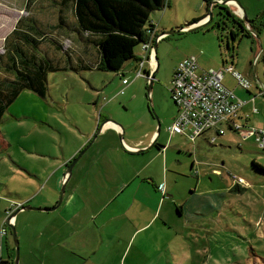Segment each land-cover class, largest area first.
Wrapping results in <instances>:
<instances>
[{"label":"rangeland","instance_id":"1","mask_svg":"<svg viewBox=\"0 0 264 264\" xmlns=\"http://www.w3.org/2000/svg\"><path fill=\"white\" fill-rule=\"evenodd\" d=\"M239 1L249 17L256 16L264 9V0ZM227 7L241 18L235 6L230 4ZM163 9L152 12L150 18L158 22V16L161 17L166 10L170 11L168 17L178 24L167 31H180L166 35L169 38L158 43L159 66L156 67L158 69L149 96V79L134 77L132 69L136 60L131 59L118 73L97 67L82 71L81 74L72 70L49 71L45 97L25 89L10 104L0 121V136H5L9 142L5 145L0 141V205L4 208L7 204L9 208L13 203H24L19 202L21 196L18 194L29 191L30 187L26 184L29 177L20 166L41 170L44 164L54 163L53 155L62 157V140L70 139L80 130L91 127L96 120L101 119V123L107 119L114 120L126 128L128 134L136 135L152 131L156 123L154 134L164 138V145H171L168 148L166 173L161 156L155 157L157 145L144 153L132 152L124 156L118 131L120 145L112 157L117 164L141 165L149 162L154 176L156 174L158 180L166 182L168 193L173 195L166 197L171 206L170 214L164 217L166 221L162 212L159 218L156 219L157 215L146 227L134 225L117 235L114 226L119 220L107 217L115 211L116 202L106 204L99 214L100 220L107 217L99 233L103 242L99 245L97 255L87 264H264V173L258 172L253 165V160L264 165V148L258 141V133L248 130L264 129V94L249 108H244V115L251 119L250 124L245 123V118L236 119L239 125L247 127L232 132L225 125L224 134L217 136L215 143L202 138L192 142L180 134L173 137L169 131L177 111L170 90L173 69L184 54L197 56L201 67L206 69L213 67L223 70L225 66H233L232 72L225 70L224 80L230 76L234 83L237 74L244 75L242 67H253L250 61L255 62L254 53L260 49L259 41L264 47V32L260 33L259 38L253 39L239 36L233 43L232 36L227 37L223 29L214 27L220 9L217 4L212 8L214 20L210 24L194 31L180 28L206 13L203 0H172L171 7H166L165 11ZM222 10L229 17V23L234 24V18L225 9ZM28 24L34 27V32L50 30L48 32L53 33L47 41L36 46L21 43L28 56L48 61L61 57L64 61L68 55L56 47L59 42L63 38L82 42L73 0H0V54H5V47L10 45L5 43L10 32L17 25L26 29ZM52 24L58 25L55 31L51 29L54 28ZM228 38L235 49L228 47ZM140 49L141 44H138L135 52ZM71 51H76L74 45ZM233 54L235 59L231 63ZM239 61L240 65H237ZM255 69L264 83V53ZM122 71H125V76H120ZM3 75L0 73V77ZM123 77L130 79L128 85H123ZM243 79L245 83L241 85L246 87L248 79ZM251 81L254 85L255 81ZM257 83L260 84L259 81ZM96 131L95 126L93 134ZM106 134L114 133L109 131ZM104 159L105 156L100 158L99 164ZM85 161L86 156L82 159V162ZM127 169L131 167L127 166ZM110 171L89 172L86 178L93 181L98 176L100 180L106 181L116 176L115 171ZM234 175L241 176L244 183H237ZM43 178L46 179V176ZM234 184L246 189L237 190ZM107 185L112 186V183ZM29 193H33L31 189ZM95 195V198L88 196L87 201L106 199V188L103 193L100 188L97 189ZM41 198L39 195L29 202L30 205L38 203ZM174 198L175 202L172 201ZM176 202L180 206L187 202L184 204L185 214L178 211ZM151 203L156 205L157 200L152 199ZM194 204H197L198 210H195ZM79 207L86 215L93 211L90 202L78 204ZM75 209L66 210L73 212ZM55 210L61 211L63 207ZM55 210L32 212L36 216H44ZM1 213L3 219L8 216L4 209ZM19 241L21 250L20 238ZM39 264H51L46 252H41Z\"/></svg>","mask_w":264,"mask_h":264},{"label":"crops","instance_id":"2","mask_svg":"<svg viewBox=\"0 0 264 264\" xmlns=\"http://www.w3.org/2000/svg\"><path fill=\"white\" fill-rule=\"evenodd\" d=\"M204 3L206 7V13L200 17L203 18L200 22L208 18L207 3L205 1ZM171 4L172 0H169L168 5H166L163 10L165 11L166 7H171ZM263 6L260 8V10L263 8ZM169 12L170 11L166 10L161 17L158 16L156 18L158 22L151 19V21L155 24L156 34L165 32H161V29L167 31L178 24L177 21H173L172 18L168 17ZM251 17L254 16L251 15ZM187 23L188 22H186V24ZM186 24L181 25L180 27H187ZM56 26V24H52L51 27L55 28ZM48 34L52 35L53 33L51 32ZM98 37L99 36L94 37L93 35L89 36L86 33L81 38L82 42L80 43L69 41L67 40L68 38H63V40L60 42L62 44V49L67 53L66 55H68V58L64 59V61H62L61 57H59V59H54V61L56 60L55 62L59 63V65L64 68L56 71L72 70L81 74L82 71L96 68L97 63L100 60V51L98 45L95 41H93V39L96 38L98 40ZM166 38L169 37H166L165 34L163 35L161 40H165ZM253 38L255 37H252V39ZM160 41H158V43ZM259 42L260 49L254 53L255 62L253 63L252 60L250 61L251 64H253V67H242L245 72V76H242L245 78V80L248 79L247 82H249V86L247 88L243 87L238 82L237 78L234 79L235 81L234 83H232L230 80V76H228V78L224 80V83L229 88L233 89L237 96L243 99V101L245 102L244 106L241 109L243 110L241 112L242 115H244L245 106L249 108L253 102L259 99L260 95L264 94V83L260 81L258 71L255 69V65L257 64L256 58L259 56V53L263 51V43L262 41ZM155 43L156 41L153 42V49ZM92 44H94L95 46H93ZM72 45L76 47V51H71ZM94 49L96 50L95 54H93ZM142 53L143 50L141 47V49L136 53L138 59H135V66L132 69L134 77L135 70L138 68V63ZM187 56L189 55L184 54L183 58ZM156 57L157 55H155V59L156 64L158 65L159 63ZM195 57L197 58L199 63L198 57ZM237 65H240V61ZM176 66L177 64L174 66L173 72ZM210 68L213 67H209L207 69ZM144 70L146 73L147 71H151L148 62L145 63ZM115 72L118 73L119 71ZM125 75V71H122L120 76ZM124 78L127 77H123V79ZM251 80H254L256 83L254 82L253 85ZM257 81H259L260 84H258ZM128 84L123 83V85ZM252 85L254 88L252 87ZM122 90H124V88ZM104 108L105 106L103 107L102 112L104 111ZM177 114L178 108L176 111V116ZM242 118H245L246 124H250V118H247L246 115L242 116ZM100 124L102 126L101 132L92 143L90 148L86 150V152L75 164L73 173L70 179L67 181L63 201L56 208L59 209L63 207V210L59 211L54 209L55 211L52 212V214L46 213L47 215L43 214L44 216H36L32 212L35 210L29 209L20 210L16 214L15 227L16 230H18L17 234L19 233L18 238H20L21 240L19 264H39L41 252L47 253V255L49 256V260H51V264H87V262L91 260L93 256L97 255L99 245L101 242H103V238L102 236H100L101 234L99 235V233L102 224L107 221V217L112 220H119V222L114 226V228H116L114 233L118 235L125 232L127 229H129V227H132L134 225L136 227L138 226V228L139 226L140 228L146 227L157 215L158 217H156V219L159 218L162 212L163 219L165 216H168L170 214L171 206L169 201L166 200V197L173 195L168 193L169 188L166 186V182L158 180L156 174L154 176V172H152L149 167L150 163H143L141 165H136L134 163L117 164L115 162V159L112 157V154L113 152H115V150L118 149V145H120L118 134L116 133V131L122 132L125 139L121 140V151L124 152V156L132 152L144 153L149 149L148 146L154 147L155 145H157L158 150L155 153V157L161 156L163 160V171L164 173H166L168 164V148L171 147V145H164V138H160V136L157 137V134H154L156 123L154 124V129L152 131H148L145 134L136 135L128 134L126 128H123L121 125L111 121V119H107L102 123L101 119H99L98 121L96 120L94 122V125L89 128L87 127L86 129L84 128L80 130V133L74 134L72 138H64L62 140V157H60V155H53L55 162L44 164V166H41V170L35 168L32 169V167H25V165L20 166L21 170H25L27 172V176L29 178L26 184L30 187L33 193H29L30 189L25 193L20 192L18 194L19 196H21L19 202H24V205H30V201H34L37 197H39V195H41V200H39L38 203H34V205H39L37 207L55 205L60 196L62 184L64 183L65 172L69 163L79 153V151L91 141L94 135L93 132L95 126L96 128H98ZM228 128L232 132L235 131L230 127ZM109 131H112V133L114 134H106ZM177 134L178 133H172L171 135H173L174 137ZM180 135L185 136L187 139H189L185 134ZM214 135H216V137L219 136L215 129H211L198 136L196 140L192 142H197V140L200 138L205 139L207 142H211L210 137ZM0 141L4 142L5 145L9 144V142L3 135L0 136ZM136 148L144 149V151L136 152ZM85 156L86 161L82 162V159H84ZM103 156H105L104 162L102 164H99V159L103 158ZM116 165L120 167H116ZM127 166H130L131 169L128 170ZM111 169H113V171H110ZM103 171L104 173H108L109 171L113 173L115 171L116 176L113 175L106 181L100 180L98 176H96L95 180L93 181L86 178L89 172ZM45 172H47L46 175ZM43 176H46V179L43 178ZM108 183H112V186L107 185ZM162 185L165 186V193L161 190ZM250 185L251 183L249 182V186ZM234 186L241 187L235 184ZM99 188L101 193H103L104 188H106L107 198L104 200L96 199L94 202H92L91 200L87 201L89 199L88 196H90L91 198L96 197L95 194H97V189ZM243 188L244 190L246 189L245 187ZM152 199L157 200L156 205H152ZM175 200L176 199L174 198L172 201L175 202ZM112 201L116 202V207L114 208L115 211H112L110 216L104 217L100 220L99 214L104 210V206L106 208V204ZM88 202L91 203L93 209L90 215H86L82 212V209L80 207L78 208V204L82 203L85 205ZM185 203L180 206L176 202L177 209H180L181 214L186 213V210L184 208ZM14 204L17 203H13L11 207ZM5 206L6 207L3 208L2 205H0V264H14L16 249L11 228L7 227L5 234H3L2 232L4 215L1 212L3 211V209L7 212L11 208H8L9 205L7 204H5ZM194 206L196 208L195 210H198L197 204H194ZM72 207L76 208L73 212H68V210H66ZM146 209L149 210L145 215ZM34 218L42 219L43 221L38 222L35 221ZM91 219L94 222L93 225H91ZM145 219L147 220L144 222ZM164 221L166 220L164 219ZM164 225H166V223H164Z\"/></svg>","mask_w":264,"mask_h":264},{"label":"trees","instance_id":"3","mask_svg":"<svg viewBox=\"0 0 264 264\" xmlns=\"http://www.w3.org/2000/svg\"><path fill=\"white\" fill-rule=\"evenodd\" d=\"M204 1L207 3L208 15L210 3L213 0ZM73 2L77 28L81 37L86 33L89 36H99L98 40L97 37L96 40L93 39L100 51L97 69L120 71L127 61L138 59L135 52L136 46L149 39L148 27H155L150 18L151 13L164 8L168 5L169 0H73ZM217 5L220 7L218 14L225 15L222 10L225 9L243 29L235 32L234 38L239 35L242 37L252 36L251 30L244 26L243 19L232 13L226 5ZM60 19L63 20L62 16ZM201 19L203 18L188 22L186 25H192ZM210 21L201 27L209 24ZM251 27L252 31L259 33L264 28V17L251 24ZM55 28L51 29L55 31ZM33 30L34 27L31 24H28L26 29L17 25L6 37L5 43L10 45L5 47V54H0V73L4 74L0 77V121L7 108L23 90L30 89L45 96L48 91V72L64 69L55 62L56 60L48 61L44 58L37 59L35 56L27 55L21 43L36 46L53 36L48 34L51 33L48 32L50 30L43 33ZM10 39L13 41L10 42ZM56 47L62 49L61 42ZM8 74L12 77H9ZM253 165L258 172L264 173V165L256 160H253ZM237 185L239 186V184ZM235 188L237 190L244 189ZM178 210L180 211V209Z\"/></svg>","mask_w":264,"mask_h":264},{"label":"built area","instance_id":"4","mask_svg":"<svg viewBox=\"0 0 264 264\" xmlns=\"http://www.w3.org/2000/svg\"><path fill=\"white\" fill-rule=\"evenodd\" d=\"M223 0H219L222 3ZM149 39L142 42L143 53L135 70V76L147 77L156 68V59L153 42H158L163 35L156 34V29L150 26L147 29ZM148 62L150 70H144ZM226 70L232 71L229 67ZM150 72V73H149ZM240 84L245 83L243 76L237 74ZM124 84L129 83L128 78L123 79ZM249 86V82L245 84ZM171 96L178 108V114L169 126L171 133L185 134L191 141L208 130L215 129L217 134H224V126L233 130L242 131L244 125H239L236 119L242 118L241 109L245 102L237 96L235 91L224 83V70L214 68L206 69L200 66L195 56L183 58L175 67L171 81ZM249 132L258 133V141L264 148V129H248ZM211 142L216 141V136L210 137ZM237 183H244L241 176L234 175ZM164 192L165 186H161ZM165 193V192H164ZM22 204H14L8 211V216L3 221L2 232L5 234L9 223H15L13 213Z\"/></svg>","mask_w":264,"mask_h":264},{"label":"water","instance_id":"5","mask_svg":"<svg viewBox=\"0 0 264 264\" xmlns=\"http://www.w3.org/2000/svg\"><path fill=\"white\" fill-rule=\"evenodd\" d=\"M230 1H235L238 6L242 9V15H241V18L244 20V22L246 23H253L254 21H256L257 19H259L260 17H262L264 15V10L261 11V13H259L255 18H251L247 15V11L246 9L243 7V5L241 4V2L239 0H223L222 1V4L223 5H230ZM214 3H219V1L217 0H213L211 3H210V11H209V14H208V18L202 22L198 21L190 26H187V27H182L183 30H187V31H194V30H197L199 29L202 25L206 24L207 23V20L208 19H212L213 18V4ZM218 26H220V23L218 24ZM180 31V29L178 30H170V31H165V32H162V33H159V35H169L173 32H178ZM230 36H232V32L230 31L229 32ZM157 46H158V42H156L154 44V53L155 55H157ZM157 58V61H158V57ZM158 65H156V67H158ZM158 69V68H157ZM156 68L152 71L151 75L149 76V85H148V96H149V93L151 92L152 90V85H153V80L155 78V72L157 70ZM110 121V120H108ZM113 122H115L114 120H111ZM117 123V122H115ZM118 124V123H117ZM120 125V124H119ZM101 125L97 128V131L96 133L93 135L91 141L84 147L82 148L79 153L77 154V156L75 158H73V160L71 161V163L68 165L67 169H66V172H65V178H64V183L62 184V188H61V193H60V197L58 199V201L56 202L55 205L53 206H46V207H37V206H33V205H23L21 206L20 208H18L12 215L13 217H16V214L20 211V210H44V211H47V210H54L56 209L63 201V197H64V194H65V190H66V184H67V181L70 179L72 173H73V168L75 166V164L78 162V160L81 158V156L86 152L87 149L90 148V146L92 145V143L95 141V139L97 138V136L99 135V133L101 132ZM160 131V129H159ZM119 137L120 139L122 140L123 139V133L120 132L119 133ZM150 148V146H148ZM137 149V148H136ZM144 151V149H137L136 152H142ZM9 227L11 228V231H12V235H13V238H14V242H15V257H14V264H19V258H20V245H19V238H18V234H17V230H16V227H15V223H9Z\"/></svg>","mask_w":264,"mask_h":264},{"label":"flooded vegetation","instance_id":"6","mask_svg":"<svg viewBox=\"0 0 264 264\" xmlns=\"http://www.w3.org/2000/svg\"><path fill=\"white\" fill-rule=\"evenodd\" d=\"M217 1H219V0H217ZM214 4H222L221 2H219V3H214ZM214 4H213V6H214ZM264 10V9H263ZM261 13V12H260ZM258 15V14H257ZM256 15V16H257ZM241 16V15H240ZM256 16H254V17H251V18H255ZM262 17H264V15L262 16ZM262 17H260V18H262ZM228 18L229 17H227V15H220V14H218V19L215 21V23H214V27H218V28H220V29H223L225 32H226V34H227V37H229L228 35H230L229 34V32L231 31L232 32V37L230 36V38H232V41H233V43L236 41V39L240 36H238V37H236V38H234V33L235 32H239V31H242L243 29L240 27V25H239V23L238 22H234V24H230L229 23V21H228ZM259 18V19H260ZM209 20H211L210 22H209V24L211 23V22H213V20H214V17L212 18V19H209ZM208 20V21H209ZM207 21V22H208ZM244 21V20H243ZM258 21V19L256 20V21H254L253 23H246V22H244V26L247 28V29H249V30H251V33H252V36L251 37H249V38H252V37H258L259 38V35H260V33L261 32H264V28H262L260 31H259V33L258 32H256V31H252V27H251V24H254V23H256ZM220 23V26H218V24ZM190 26V25H189ZM256 27L258 26L257 24L255 25ZM242 37V36H241ZM243 37H248V36H243ZM230 38H228V47L229 48H233V49H235V45L232 47L231 46V44L229 43V39ZM262 49H263V51L262 52H260L259 53V56L256 58V60L258 61V59H259V57L264 53V48L262 47ZM232 62L231 63H234V57H235V55L233 54L232 55ZM227 60H225V62H226ZM228 62V61H227ZM230 67H232L233 68V70H234V67L233 66H230ZM227 68H229V67H224V72H225V70L227 69ZM232 70V71H233ZM231 71V72H232ZM77 156V155H76ZM75 156V157H76ZM74 157V158H75ZM72 161V160H71ZM71 163V162H70ZM69 163V164H70ZM24 204H22V206H23ZM20 208V207H19ZM16 211V210H15Z\"/></svg>","mask_w":264,"mask_h":264},{"label":"bare ground","instance_id":"7","mask_svg":"<svg viewBox=\"0 0 264 264\" xmlns=\"http://www.w3.org/2000/svg\"><path fill=\"white\" fill-rule=\"evenodd\" d=\"M230 4L235 6L237 8V10L242 13V9L238 6V4L235 1H230Z\"/></svg>","mask_w":264,"mask_h":264}]
</instances>
